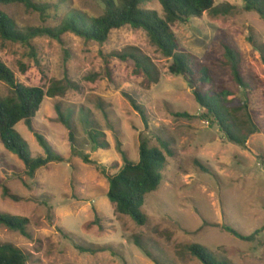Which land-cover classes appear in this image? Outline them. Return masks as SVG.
Listing matches in <instances>:
<instances>
[{"label":"rangeland","instance_id":"1","mask_svg":"<svg viewBox=\"0 0 264 264\" xmlns=\"http://www.w3.org/2000/svg\"><path fill=\"white\" fill-rule=\"evenodd\" d=\"M33 2L47 6V12L21 4L0 5V11L26 31L54 28L70 13L98 18L106 8L104 0ZM142 7L163 13L158 0ZM215 9L218 14L207 12L172 29L190 58L202 62L209 51L216 59L217 79L234 92L233 108L246 122V92L222 63V43L238 54L250 85L252 116L261 129L249 137L246 149L227 142L217 126L200 118L192 86L170 72L172 60L143 30L125 26L112 31L104 44L72 33L61 41L38 37L29 45L0 37V61L19 83L45 91L56 81L75 86L64 96L45 98L34 120V128L65 161L50 163L31 178L0 139V212L28 218L30 235L0 226V244L21 249L28 264H202L188 251L193 244L229 264H264V232L247 242L222 229L230 226L250 236L264 227V20L246 11L243 0H215ZM131 55L146 59L151 75ZM9 94L0 82V98ZM59 112L71 124L74 143ZM93 128L103 134L105 149L94 148ZM16 130L33 157L46 156L25 123ZM159 139L170 145L173 156L165 152L162 184L146 196L148 222L139 226L115 212L107 197L109 180L100 170L115 175L124 157L137 163L141 145L161 148ZM84 155L91 163L84 162ZM80 247L97 252L84 253Z\"/></svg>","mask_w":264,"mask_h":264},{"label":"trees","instance_id":"2","mask_svg":"<svg viewBox=\"0 0 264 264\" xmlns=\"http://www.w3.org/2000/svg\"><path fill=\"white\" fill-rule=\"evenodd\" d=\"M153 0H104L105 13L98 18H88L81 13L68 14L58 26L54 28H31L21 31L15 22L4 12L0 11V37L3 40L29 45L38 37H49L61 41L67 33H72L86 41L104 44L108 41L112 31L130 26L147 33L150 41L168 59L172 60L170 72L173 75L184 77L193 88L196 103L201 108L200 118L211 125L217 126L227 142L241 148H247L251 135L261 132L260 126L255 122L248 98L250 85L245 81L238 54L228 43H222L223 65L230 71L232 80L240 89L245 90L246 99L242 102L247 113V121L238 119L239 109L233 108L234 92L224 86L217 79L220 69L216 59L207 52L205 60L200 62L186 55L179 47L176 35L172 29L174 24L189 23L192 18H200L204 13L214 12L215 0H158L162 7V15L157 11L146 10L142 6ZM245 10L257 12L264 20L263 0H243ZM21 4L28 10L45 14L47 6H39L33 0H0V5ZM263 50V49H262ZM264 54V50L262 51ZM137 66L151 75L146 59L131 55ZM0 82L6 84L10 94L0 98V139L5 149L17 155L24 163L26 174L34 178L43 167L53 162H63L65 159L56 154L49 142L34 128V120L39 113L45 98L64 96L75 86L70 82L56 81L45 91L40 87H29L19 83L11 71L0 61ZM142 116L144 112L138 110ZM69 116H71L69 114ZM178 117L191 119L188 113H178ZM59 120L69 130L70 141L74 143V134L67 116L59 112ZM25 123L29 131L35 136L39 145L45 150V157H33L26 149L25 140L16 130L19 123ZM102 133L93 128L89 130L90 139L95 149H105L107 144L101 142ZM161 148L150 147L144 142L140 147L139 161L134 163L124 157V165L113 176L100 170L109 180L107 197L119 215L130 217L137 225L145 226L147 215L143 212L145 198L148 194L156 192L163 181V171L167 164L166 154L173 156L170 145L159 139ZM250 150V149H249ZM254 153H257L254 151ZM83 160L91 163L89 156L84 155ZM7 189L5 194L7 195ZM29 219L0 212V226L30 238L27 231ZM89 227V226H88ZM222 229L234 237L251 242L256 240L264 227L254 234L246 236L230 226ZM137 246L142 244L137 240ZM84 253H96L97 250L79 248ZM189 253L202 264H229L227 261L216 258L207 248L193 244L188 248ZM151 258V255L147 253ZM29 257L12 244H0V264H28ZM156 264H161L155 261Z\"/></svg>","mask_w":264,"mask_h":264}]
</instances>
